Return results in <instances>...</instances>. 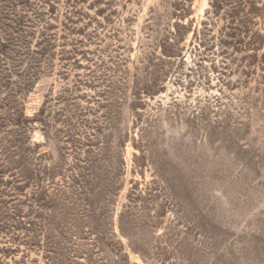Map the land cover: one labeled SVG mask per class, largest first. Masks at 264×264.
Returning a JSON list of instances; mask_svg holds the SVG:
<instances>
[{
	"label": "rangeland",
	"instance_id": "1",
	"mask_svg": "<svg viewBox=\"0 0 264 264\" xmlns=\"http://www.w3.org/2000/svg\"><path fill=\"white\" fill-rule=\"evenodd\" d=\"M0 264H264V0H0Z\"/></svg>",
	"mask_w": 264,
	"mask_h": 264
},
{
	"label": "trees",
	"instance_id": "2",
	"mask_svg": "<svg viewBox=\"0 0 264 264\" xmlns=\"http://www.w3.org/2000/svg\"><path fill=\"white\" fill-rule=\"evenodd\" d=\"M170 54H173V53H170ZM167 56H168V57H173V55H167ZM21 123H22L21 120H16V121H15V125H17V126H20Z\"/></svg>",
	"mask_w": 264,
	"mask_h": 264
}]
</instances>
